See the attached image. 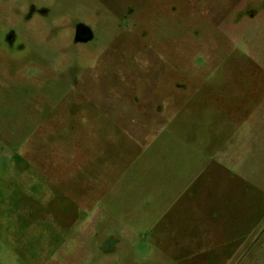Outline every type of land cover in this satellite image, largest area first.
<instances>
[{"label": "rangeland", "instance_id": "374dc122", "mask_svg": "<svg viewBox=\"0 0 264 264\" xmlns=\"http://www.w3.org/2000/svg\"><path fill=\"white\" fill-rule=\"evenodd\" d=\"M0 264H264V0H0Z\"/></svg>", "mask_w": 264, "mask_h": 264}, {"label": "flooded vegetation", "instance_id": "af4514ba", "mask_svg": "<svg viewBox=\"0 0 264 264\" xmlns=\"http://www.w3.org/2000/svg\"><path fill=\"white\" fill-rule=\"evenodd\" d=\"M76 37L78 40H81V41L87 40L90 38V32L85 26L79 25L76 28Z\"/></svg>", "mask_w": 264, "mask_h": 264}]
</instances>
